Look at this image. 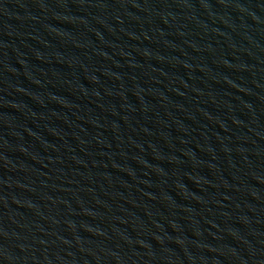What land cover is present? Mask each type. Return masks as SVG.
Wrapping results in <instances>:
<instances>
[{"label":"water","instance_id":"water-1","mask_svg":"<svg viewBox=\"0 0 264 264\" xmlns=\"http://www.w3.org/2000/svg\"><path fill=\"white\" fill-rule=\"evenodd\" d=\"M0 264H264V0H0Z\"/></svg>","mask_w":264,"mask_h":264}]
</instances>
